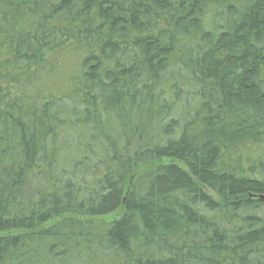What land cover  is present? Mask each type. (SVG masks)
Returning <instances> with one entry per match:
<instances>
[{
    "label": "trees",
    "instance_id": "16d2710c",
    "mask_svg": "<svg viewBox=\"0 0 264 264\" xmlns=\"http://www.w3.org/2000/svg\"><path fill=\"white\" fill-rule=\"evenodd\" d=\"M0 264H264V0H0Z\"/></svg>",
    "mask_w": 264,
    "mask_h": 264
},
{
    "label": "rangeland",
    "instance_id": "374dc122",
    "mask_svg": "<svg viewBox=\"0 0 264 264\" xmlns=\"http://www.w3.org/2000/svg\"><path fill=\"white\" fill-rule=\"evenodd\" d=\"M230 152H232V151H230ZM241 164H242V165H245L246 163H245L244 161H241Z\"/></svg>",
    "mask_w": 264,
    "mask_h": 264
}]
</instances>
